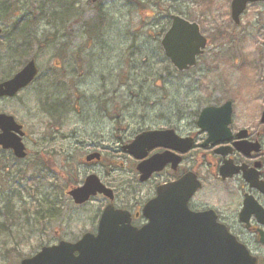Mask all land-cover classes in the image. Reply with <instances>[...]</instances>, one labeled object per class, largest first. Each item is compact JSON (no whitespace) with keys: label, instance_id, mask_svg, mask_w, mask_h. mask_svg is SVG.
I'll list each match as a JSON object with an SVG mask.
<instances>
[{"label":"rangeland","instance_id":"374dc122","mask_svg":"<svg viewBox=\"0 0 264 264\" xmlns=\"http://www.w3.org/2000/svg\"><path fill=\"white\" fill-rule=\"evenodd\" d=\"M89 1L75 0L68 22L55 35L43 19L33 30L32 45L22 59L8 53L9 46L16 49L12 23L0 22V81L30 58L39 70L30 86L13 98L0 99V112L23 125L29 151V159L19 162L7 152L0 154V226H5L0 229V264H19L41 246L55 243L58 236L74 239L89 227L90 219L92 228V217L103 202L98 196L79 208L70 203L64 194L66 182L60 178L65 180L67 174L62 171L64 149L77 150L71 159L79 163L87 150L84 143L91 137L95 145L91 151L103 157L101 162H91V173L118 188L124 186L122 182L137 181L136 161L120 148L136 133L167 127L179 115L194 117L213 101L211 95L217 96L215 101L221 95L234 99L241 126L264 108V2L247 5L235 25L230 18L231 0H207L204 5L198 0L156 4V0H91V6ZM38 2L33 11L43 7L48 14L52 0ZM167 7L172 14L197 22L208 39L203 55L188 71L177 72L159 44L170 26ZM90 19L98 21L91 34L82 25ZM66 76L68 84H73L64 98L57 91L55 101L48 102L54 79ZM219 86L222 93L214 90ZM76 90L85 100L76 99ZM67 100L61 118L49 116L47 109ZM52 132L57 138L47 139ZM110 162L113 170L106 173ZM78 170L77 179L83 180L86 167L79 165ZM165 177L138 184L134 189L138 199L151 196L153 184ZM6 203L13 206L9 219L1 216Z\"/></svg>","mask_w":264,"mask_h":264},{"label":"flooded vegetation","instance_id":"af4514ba","mask_svg":"<svg viewBox=\"0 0 264 264\" xmlns=\"http://www.w3.org/2000/svg\"><path fill=\"white\" fill-rule=\"evenodd\" d=\"M38 77L39 75L35 77L33 82ZM66 78L67 76L63 80L54 79L55 85L50 87L54 88V91L51 90L53 93L48 102L49 100L55 101L57 91L62 94L60 97L64 98L65 90L73 84V81L68 84ZM220 89L221 86L214 88V90H219L222 93ZM75 93L77 100H85L83 93H79L78 90ZM215 97L217 96L211 95V99L214 98L213 101L208 102L202 109L208 106L219 108L227 102H230L231 108L228 122H226L227 118L224 110L220 111V117L215 118V121L218 122L217 128L220 130L219 133L214 137H210L207 127L201 128L198 126L197 121L200 111L194 117L179 115L167 127L158 128V130L169 129L173 131L175 136L182 139L176 140L172 138L168 142L169 148L157 146L148 151V157L168 152V163L161 170L154 171L144 181L139 180V173H136V176H138L137 181L122 182L124 186H117L118 188H111L102 181L112 192L110 198L102 193H97L92 197L90 196L86 202L76 204L68 195L70 203L75 208L91 203V200L98 196H100L103 205L92 217V228L90 219L89 227L82 230L76 238L64 239L58 236L57 238L59 239H57L56 243L60 240L75 243L84 234H90L95 237L98 234L103 211L107 206H112L113 210L128 213V221L118 219V214H113L115 219L109 222V224L119 228L128 227L132 231H139L149 223V217L143 210L149 200L158 197V189L165 184L173 185L186 175H193L198 183L195 182L196 185L193 192L191 182L186 184L184 188H176L175 191L183 208L182 213L154 214L155 219L163 221L161 223L162 228L156 229V234L171 236L168 240L155 239V243L158 246L161 241H167L170 243L168 249L172 252L201 251L200 256L194 261L185 253L182 259L176 260L174 257L175 259L171 260V264H200L205 247L201 236L217 234L222 237L225 233L232 239L230 244L234 245V248L228 247L225 253L221 243L219 252L212 264H264V108L247 125L241 126L240 119L237 120L235 117L234 99L225 98L224 95H221L220 100L215 101ZM56 105V108H53L51 111L47 109L46 111L50 117L56 115L57 119L65 114V107L69 105V102L67 100L64 103L60 102ZM57 130L58 128H56ZM71 134L75 135L74 132ZM61 136L65 137L63 134ZM54 137L55 139L57 138L55 132H52V134H48L47 139L55 140ZM187 139H190L189 143L185 141ZM23 140L24 137L22 138V142L26 148V155L23 159L14 158L11 150L2 149L1 146L0 152H7L12 155L13 160L16 162L29 159V151ZM129 142H123V145L120 147L124 153L126 152L123 150V147ZM93 144H91V137L88 142L84 143L87 150L83 157L78 160L79 163L71 159L73 154L77 153V150L74 148L70 151L68 149L63 150L66 160H64L65 166L62 171H65V173L67 171V174L65 180L62 175L60 178L63 182H66L67 191L81 186L85 178L91 175V162L98 163L102 161L103 157L100 152L96 150L91 151V146L95 147ZM79 146L80 144L77 145L76 149ZM95 153H99L98 159L91 158V154ZM79 165L86 167L87 170L83 180L77 179ZM107 165L108 171L106 173H109L113 170L111 166L113 163L110 162ZM136 167L137 162L135 171ZM68 173L72 174L71 178L67 176ZM166 175L167 177L160 182L153 184L151 196L138 199L139 197L135 194L137 191L134 190L138 184L146 185L151 180L157 177L162 178ZM186 211L188 214L197 215L198 219H186L188 215ZM188 217L193 216L190 215ZM121 231L127 232V229H120L116 232L121 233ZM75 255H77V252H75ZM225 258L229 260V263L227 261L224 262ZM135 263V261H127L125 264ZM208 263V259L205 258V264Z\"/></svg>","mask_w":264,"mask_h":264},{"label":"water","instance_id":"95a60500","mask_svg":"<svg viewBox=\"0 0 264 264\" xmlns=\"http://www.w3.org/2000/svg\"><path fill=\"white\" fill-rule=\"evenodd\" d=\"M255 2H264V0H231V20L238 24L247 4ZM206 44L207 39L201 34L198 24L190 22L179 15L171 16L170 27L161 39L163 52L177 71H186L195 66L197 57L203 53ZM37 73L38 68L35 61L30 59L12 77L0 82V97H14L33 81ZM221 110L225 111L226 122H228L231 113L230 102L219 108L205 107L198 116V126L201 128L207 127L210 137H214L220 132L215 118L220 117ZM0 129V146L3 149H11L18 158L25 157V147L22 143L24 132L22 126L15 121L14 117L1 113ZM172 138L182 140L169 129L147 130L138 134L131 143L124 146L127 153L135 159L142 160L136 167L140 173V181L146 180L154 171L161 170L168 163V152L143 159L147 156L149 150L157 146L169 148L168 142ZM185 141L189 143L190 139ZM94 157L98 158L99 155L97 153L91 154V158ZM189 182L192 184L193 192L195 182L197 183L193 175H186L173 185H162L158 189V197L149 200L145 205L143 212L147 213L149 223L139 231H132L128 227L119 228L109 224L115 219L113 214H118V219L128 221V213L113 210L112 206H107L103 211L98 234L95 237L84 234L76 243L60 241L55 245L43 246L35 255L23 258L20 264H125L127 261H135L137 264H171V260L175 258L176 260L182 259L185 253L194 261L200 256V250L172 252L168 249L169 242L161 241L159 246L155 243L157 238L168 240L171 236L156 234V229L162 228L161 223L163 221L155 219L154 214L182 213L183 208L175 191L176 188H184ZM96 193H102L109 198L112 194L111 190L106 188L94 174L87 176L82 186L68 191V194L77 204L87 201L90 196ZM190 215L193 217H188ZM196 216L188 214L186 219H198ZM120 229H127V232L117 233L116 231ZM201 237L205 247L200 264H205V258L208 259V264H212L219 252L221 243L225 253L228 247L234 248V245L230 244L232 239L226 233L222 237L217 234L202 235ZM75 252H77V255H75ZM226 261L229 263V260L225 258L224 262Z\"/></svg>","mask_w":264,"mask_h":264},{"label":"trees","instance_id":"16d2710c","mask_svg":"<svg viewBox=\"0 0 264 264\" xmlns=\"http://www.w3.org/2000/svg\"><path fill=\"white\" fill-rule=\"evenodd\" d=\"M20 1L21 0H0V22L3 24L12 23L16 49L10 48L9 46L8 53L16 55L22 59L23 57L27 56V51L32 45V32L36 26L39 25L43 19H45V23L53 28L55 35L62 25L68 22V19L73 12L75 0H52L53 4H50L51 10H47L48 14H46L42 9V5L40 6L42 8L39 9L38 12L36 10L33 11L32 8L36 7V5L39 3L38 0H25L24 4H21ZM95 1L98 0H92V3ZM159 1L160 0H156L155 4ZM198 1L201 5H204L207 2V0ZM88 5L91 6V0L88 2ZM137 5L140 7V9L143 8V4H141L139 1H137ZM157 6L159 7V4ZM169 9L170 8L167 7L165 15H168V20L170 22V15L172 13ZM100 11L101 10L99 9L97 12ZM97 15L100 17V14L97 13ZM82 25L85 28V32L86 29H88V33L91 34L96 32L98 28V21L90 19L88 21H83ZM53 118H56V115H54ZM1 211V216L6 217L7 219L12 218V215H14L13 206L10 203H6L3 207H1ZM4 228V225L0 226V229L4 230Z\"/></svg>","mask_w":264,"mask_h":264}]
</instances>
